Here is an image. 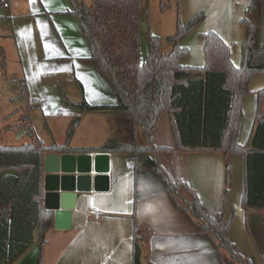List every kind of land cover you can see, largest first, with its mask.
Instances as JSON below:
<instances>
[{"label":"crops","instance_id":"1","mask_svg":"<svg viewBox=\"0 0 264 264\" xmlns=\"http://www.w3.org/2000/svg\"><path fill=\"white\" fill-rule=\"evenodd\" d=\"M0 1L8 4L7 8L0 7L2 68L7 70L8 47L12 48L11 44L15 42L17 70L27 82L28 72L17 42L20 34L36 35L40 46L36 67L41 75L42 99L67 100L61 82L54 80L65 76L79 86L82 100L87 104L103 106L116 103L110 78L88 60L89 44L83 37L81 27L80 34L86 41H82V44L80 41H70L58 31V23L63 26L66 20H71L66 14L73 16L69 14V0H14L17 2L14 6H11L10 0ZM250 1L179 0L178 17L181 22H186L198 13L204 15L199 26L181 41V45L187 49V55L180 60L181 65L193 68L204 66V35L213 32L228 46L229 60L238 68L245 35L242 20L246 18ZM174 9L176 24V0ZM259 25V43L264 47V0H260ZM22 43L25 49H29L24 36ZM247 90L241 101L242 117L237 135V143L242 147L251 146L255 119L258 110L262 111L264 107V74L254 75ZM260 91L261 99L258 100ZM35 101L41 104L39 100ZM112 116L120 118L110 114L100 115V118L107 121ZM115 136L110 135L108 140ZM105 142L70 146L97 149ZM151 142L154 147L169 148V152L158 151L155 154L169 179L185 183L196 194L207 215L215 218L222 215L224 222H229L228 238L233 251L250 264H262L264 211L242 205L244 158H233L232 180L230 186H226L224 155L218 151L177 150L166 112L159 117L151 134ZM96 153L109 155V170L104 174L108 177V187L103 191H94L91 186L88 192H76L69 229H56L52 215L51 227L35 233L34 243L29 250L43 241V264H132L136 231L146 237L143 255L145 264H224L222 250L176 204L161 175L144 165L146 158L153 157L152 153L135 156L133 153L92 152ZM89 175L91 179L98 175L94 172L93 163ZM41 189L43 198V178ZM95 212L99 213L98 219L92 216Z\"/></svg>","mask_w":264,"mask_h":264},{"label":"trees","instance_id":"2","mask_svg":"<svg viewBox=\"0 0 264 264\" xmlns=\"http://www.w3.org/2000/svg\"><path fill=\"white\" fill-rule=\"evenodd\" d=\"M69 1V14L77 18L89 44L88 60L108 75L116 97L114 105L92 106L82 101L75 106L87 113L122 116L119 119L127 120L129 142L126 145L110 139L97 149L75 148L69 145V132L67 142L62 145L47 147L35 139L19 147L0 146V264H16L34 243L35 233L51 227L52 213L42 205L45 153L95 150L135 156L152 153L153 157L146 158L144 165L161 175L176 204L222 250L224 264H250L233 251L228 238L229 222H224L222 215L216 218L207 215L196 194L185 183L169 179L155 157L158 151L169 152V148L154 147L151 134L159 117L168 113L177 150L218 151L224 155L226 186L231 184L233 158L242 156V205L264 211V107L258 110L251 146L242 147L237 143L242 97L248 92L251 78L264 74V47L259 43L260 0L250 1L246 18L242 20L245 35L238 68L229 60L228 46L213 32L204 35V66L181 65L180 60L187 55L181 41L199 26L204 15L198 13L181 22L179 0H176L175 33L166 39L170 50L163 52L161 38L148 31L147 54L143 60L141 13L147 12V6L142 0H94L91 5ZM164 9L162 4L161 10ZM33 105L40 104L33 100ZM27 132L33 136L31 127ZM145 242V235L136 231L132 264H145ZM39 244L42 248L44 242ZM35 264H43L42 249Z\"/></svg>","mask_w":264,"mask_h":264},{"label":"rangeland","instance_id":"3","mask_svg":"<svg viewBox=\"0 0 264 264\" xmlns=\"http://www.w3.org/2000/svg\"><path fill=\"white\" fill-rule=\"evenodd\" d=\"M19 1L24 2L25 0L17 2ZM78 1L87 5L94 2V0ZM9 2L11 6L17 3L14 0ZM142 3L147 6V12L142 11L141 13L140 49L143 60L147 52L148 31L161 38L162 50L168 52L170 44L166 39L174 35L176 24L174 0H142ZM162 4L165 6L164 11L161 10ZM66 15L71 17V20H66L63 26L58 23L60 35L70 41L86 43L80 34L77 18ZM143 23L146 25L143 26ZM23 36L26 38L29 49H25L22 43ZM17 43L28 76L26 77L27 82H25L24 76L21 77L17 70V48L15 49L16 43L13 42L12 48L8 47L9 51H7V70L1 66L0 54V146L19 147L32 143L35 139L47 147L54 144L62 145L67 142L69 132H71L69 145L100 144L105 140L107 142L109 136L113 134L118 135L115 136L117 138L112 139L127 145L129 142L127 120L112 116L106 121L105 118H100L102 113L81 111L75 105L83 101V95L79 86L67 77L54 79L61 82L60 85L66 93L67 100L60 102L59 100L42 99L41 75L36 67L38 54H40L39 40L36 35L20 34ZM35 99L41 102L39 106L33 105ZM28 127L33 130L32 137L27 132Z\"/></svg>","mask_w":264,"mask_h":264},{"label":"water","instance_id":"4","mask_svg":"<svg viewBox=\"0 0 264 264\" xmlns=\"http://www.w3.org/2000/svg\"><path fill=\"white\" fill-rule=\"evenodd\" d=\"M146 24L143 23V26ZM92 163L95 175L91 179ZM109 155L106 153H47L43 157V207L52 212L56 229L71 226L72 201L77 193L103 191L108 187ZM92 181V184H91ZM41 247L31 248L16 264H35Z\"/></svg>","mask_w":264,"mask_h":264},{"label":"built area","instance_id":"5","mask_svg":"<svg viewBox=\"0 0 264 264\" xmlns=\"http://www.w3.org/2000/svg\"><path fill=\"white\" fill-rule=\"evenodd\" d=\"M0 7L7 8L8 4L3 2V1H0ZM92 216H93V218L98 219L99 213L95 212L92 214Z\"/></svg>","mask_w":264,"mask_h":264}]
</instances>
